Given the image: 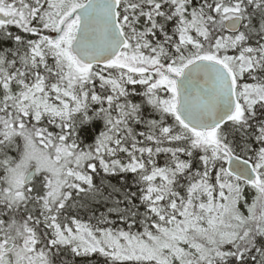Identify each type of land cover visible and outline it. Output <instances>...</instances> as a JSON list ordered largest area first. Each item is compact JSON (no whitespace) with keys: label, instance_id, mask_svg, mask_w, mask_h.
Listing matches in <instances>:
<instances>
[{"label":"snow or ice","instance_id":"1","mask_svg":"<svg viewBox=\"0 0 264 264\" xmlns=\"http://www.w3.org/2000/svg\"><path fill=\"white\" fill-rule=\"evenodd\" d=\"M0 264H264V0H0Z\"/></svg>","mask_w":264,"mask_h":264},{"label":"trees","instance_id":"2","mask_svg":"<svg viewBox=\"0 0 264 264\" xmlns=\"http://www.w3.org/2000/svg\"><path fill=\"white\" fill-rule=\"evenodd\" d=\"M137 102H139V97L136 98ZM104 122L103 120L96 119L91 121L88 124L82 125L79 129V136L80 141L82 142V146L86 147L89 143H94V138L99 135L100 132L104 131ZM161 163H163V158L161 157ZM102 170H99V174L95 177V182L100 183V177L104 176ZM122 176H116V177H108V179L111 181L113 185H116L119 187L120 183H122ZM127 181L128 184H132V174H127ZM133 191H135V188H132ZM96 208H98L99 212H105L106 208L102 205H95ZM114 218V217H113Z\"/></svg>","mask_w":264,"mask_h":264}]
</instances>
